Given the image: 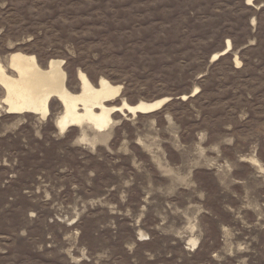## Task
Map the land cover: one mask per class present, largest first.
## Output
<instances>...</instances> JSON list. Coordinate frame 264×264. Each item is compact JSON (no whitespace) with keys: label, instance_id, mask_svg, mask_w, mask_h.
<instances>
[{"label":"rangeland","instance_id":"obj_1","mask_svg":"<svg viewBox=\"0 0 264 264\" xmlns=\"http://www.w3.org/2000/svg\"><path fill=\"white\" fill-rule=\"evenodd\" d=\"M15 53L172 100L61 130L0 82V264H264V0H0Z\"/></svg>","mask_w":264,"mask_h":264},{"label":"bare ground","instance_id":"obj_2","mask_svg":"<svg viewBox=\"0 0 264 264\" xmlns=\"http://www.w3.org/2000/svg\"><path fill=\"white\" fill-rule=\"evenodd\" d=\"M228 44L226 43L225 48L214 57L218 58L222 54L229 53L232 50L231 40ZM235 62L237 64L240 62L237 57ZM11 67L18 74V77L13 80L8 79L0 64V82L8 90V96L4 101L10 108H15L14 110L17 108H27L26 110L29 111L34 109L39 110L43 116H47L49 98L57 97L63 106V112L57 119V125L61 130L75 124L88 123L97 130L103 131L112 122L111 114L114 112L128 110L130 113L146 114V112L160 108L169 99L151 103L140 102L136 106L124 102L120 107H108L105 102H111L116 98L121 87L113 86L104 79L100 81L99 87H95L86 74L80 72L78 75L81 84L80 92L74 94L65 85L66 74L62 68V61H51L49 68L44 70L38 66L35 56L15 53L11 56ZM197 89L194 92H197ZM192 246L195 248L196 241H192Z\"/></svg>","mask_w":264,"mask_h":264},{"label":"water","instance_id":"obj_3","mask_svg":"<svg viewBox=\"0 0 264 264\" xmlns=\"http://www.w3.org/2000/svg\"><path fill=\"white\" fill-rule=\"evenodd\" d=\"M227 43V42H226ZM232 49V48H231ZM222 55H225V54H222ZM221 55V56H222ZM172 100V98H169L166 102H164L161 106H160V108H158V109H156V110H152V111H150V112H146V114H151V113H154V112H156V111H158L159 109H161V108H163L168 102H170Z\"/></svg>","mask_w":264,"mask_h":264},{"label":"trees","instance_id":"obj_4","mask_svg":"<svg viewBox=\"0 0 264 264\" xmlns=\"http://www.w3.org/2000/svg\"><path fill=\"white\" fill-rule=\"evenodd\" d=\"M235 45H236V41H235ZM244 66H245V67L248 66V61L245 60V65H244Z\"/></svg>","mask_w":264,"mask_h":264}]
</instances>
